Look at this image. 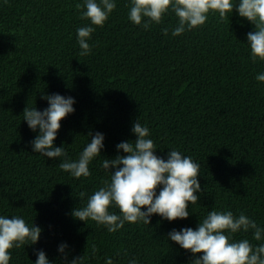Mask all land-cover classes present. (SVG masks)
<instances>
[{"label": "trees", "instance_id": "trees-1", "mask_svg": "<svg viewBox=\"0 0 264 264\" xmlns=\"http://www.w3.org/2000/svg\"><path fill=\"white\" fill-rule=\"evenodd\" d=\"M115 2L88 41L91 54L79 56L77 29L90 24L76 8L83 0H0V216L42 228L37 244L11 250L9 264H35L37 249L53 264L77 257L79 264H106L109 257L113 264H191L196 257L168 234L195 229L213 209L243 212L264 228V82L255 78L264 61L250 57L254 25L234 10L227 20L210 14L202 27L173 36L174 14L144 30L128 18L130 0ZM55 93L75 99L54 141L67 158L79 159L90 131L105 136L87 178L60 169L63 157L33 151L39 131L23 111H43L49 102L42 96ZM137 120L149 128L158 156L176 149L200 165V200L189 205L187 219L154 214L151 225L126 222L115 233L75 219L73 210L110 178L103 160L126 155L116 145L137 139ZM233 238L264 243L251 231Z\"/></svg>", "mask_w": 264, "mask_h": 264}, {"label": "clouds", "instance_id": "clouds-1", "mask_svg": "<svg viewBox=\"0 0 264 264\" xmlns=\"http://www.w3.org/2000/svg\"><path fill=\"white\" fill-rule=\"evenodd\" d=\"M116 7L115 0H83L76 5L81 19L90 21L89 25L77 29L79 56L91 54L92 46L88 41L96 27L104 26ZM234 10L254 25L255 30L247 33L252 62L264 61V0H239L238 3L237 0H130L128 18L148 30L152 25L163 24L165 16L172 13L177 24L171 34L178 36L205 25L210 14L218 13L220 20H227ZM162 32L167 36L169 28L164 27ZM255 78L264 82V73ZM42 98L49 102V107L40 111L27 106L23 111V120L29 128L39 131L31 141L33 151L50 159L63 157L59 168L76 179L91 176L89 164L101 155L105 147L104 134L90 131L87 134L90 142L79 159L72 161L67 158L64 146L57 147L54 141L62 127L61 121L75 112V99L59 93L44 94ZM132 131L137 139L116 145L118 152L122 150L126 155L103 160L102 168L110 173V178L102 181L103 186L88 197L84 207L73 210L75 219L85 222L90 219L115 233L126 222L151 225L150 218L154 214L170 222L189 217V205L196 204L200 200L197 193L204 191L199 181L200 165L176 149H170L167 159L158 156L154 141L148 138L149 128L138 120ZM79 196L82 199L85 193ZM113 207L119 209V214L111 211ZM241 231H251L256 241L264 240V228L243 212L237 217L230 210L216 209L200 219L195 229H173L168 238L196 257L191 264H264V243L253 245L248 239L234 240V235ZM41 232V227L35 223L29 225L20 216H0V264H9L12 249L37 244ZM67 247L66 243L60 244L59 251L63 253ZM36 255L35 264H53L44 250L37 249ZM81 259L77 257L70 264H79ZM106 264H113L111 257Z\"/></svg>", "mask_w": 264, "mask_h": 264}]
</instances>
